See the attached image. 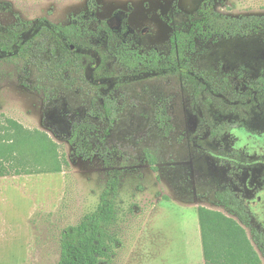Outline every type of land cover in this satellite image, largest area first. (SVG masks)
I'll return each instance as SVG.
<instances>
[{"label": "rangeland", "instance_id": "obj_1", "mask_svg": "<svg viewBox=\"0 0 264 264\" xmlns=\"http://www.w3.org/2000/svg\"><path fill=\"white\" fill-rule=\"evenodd\" d=\"M203 4L234 20H264V0H0V25L44 17L83 30L99 22L116 31L127 26L124 37L133 50L147 63L157 58L162 64L175 30L188 28ZM198 54L196 63L203 65ZM105 68L120 69L110 59ZM26 69L0 61V170L6 174L0 175V264H57L63 230L97 206L113 170L121 183L111 264H205L198 205L225 210L204 198L191 202L184 191L186 185L199 189L206 173L189 148L198 120L179 78L166 73L120 83L112 124L89 115V98L81 99V92L50 100ZM9 120L22 128L15 132ZM83 122L70 143L71 130ZM228 135L250 154L264 151V134L234 127Z\"/></svg>", "mask_w": 264, "mask_h": 264}, {"label": "trees", "instance_id": "obj_2", "mask_svg": "<svg viewBox=\"0 0 264 264\" xmlns=\"http://www.w3.org/2000/svg\"><path fill=\"white\" fill-rule=\"evenodd\" d=\"M199 10L196 17L189 18L188 28L175 30L170 53L162 64L157 58L147 63L133 50L124 37L125 26L116 31L99 22L94 30H83L75 24L63 26L44 17L0 25V61L27 66V75L34 79L35 87L50 100L60 96L71 98L81 92V99L89 98V115L99 120L107 118L112 124L119 109L114 93L120 83L156 74L177 76L191 96L192 114L198 120L189 148L202 160V171L206 173L209 162L215 167L221 160L218 154H226L225 137L231 128H245L249 132L263 129L264 20L257 16L234 20L208 4ZM199 42L200 52L196 48ZM198 53L204 59L203 65L196 63ZM108 59L120 69H106ZM98 103L104 112L98 109ZM157 111L160 125L164 109L159 107ZM9 122L15 132L22 128L14 120ZM84 126L83 122L71 130L70 143ZM39 133L42 139L54 143L47 133ZM4 172L0 170V175H6ZM120 183V172L113 170L97 206L77 224L63 230L57 264H111ZM217 183L216 177L209 174L197 190L184 186L191 202L204 198L210 205L223 206L225 210L198 205L205 264H262L261 253L247 231L250 223L240 199L230 183H224L222 189ZM258 248L264 253L259 244Z\"/></svg>", "mask_w": 264, "mask_h": 264}, {"label": "flooded vegetation", "instance_id": "obj_3", "mask_svg": "<svg viewBox=\"0 0 264 264\" xmlns=\"http://www.w3.org/2000/svg\"><path fill=\"white\" fill-rule=\"evenodd\" d=\"M125 28L127 31L128 27L125 26ZM262 124V130L252 133L263 136L264 122ZM225 139L227 140L224 148L226 154L221 153L217 156L225 161L218 160L216 162L215 167H213L214 176L217 179L219 189L223 188L224 183H230L237 199H240L250 223V227L247 228L249 229L252 242L261 253L262 264H264V253L258 248L259 244L264 250V151L258 155H253L235 147V141L230 135L225 137ZM262 139L264 140V138ZM260 148L264 149L262 146ZM231 162H234L235 165H232ZM210 164L212 163L209 162V171H206V178H208L212 169ZM220 207L223 208V206Z\"/></svg>", "mask_w": 264, "mask_h": 264}, {"label": "crops", "instance_id": "obj_4", "mask_svg": "<svg viewBox=\"0 0 264 264\" xmlns=\"http://www.w3.org/2000/svg\"><path fill=\"white\" fill-rule=\"evenodd\" d=\"M198 219H199V216H198ZM199 226H200V222H199ZM200 228V231H199V233H198V231H197V227H196V235L199 237L200 236V240H201V244H202V251H203V255H204V249H203V242H202V234H201V227H199ZM199 239V238H198ZM199 243V242H198ZM201 246H200V243H199V248H200ZM201 252V251H200ZM205 259V258H204Z\"/></svg>", "mask_w": 264, "mask_h": 264}]
</instances>
